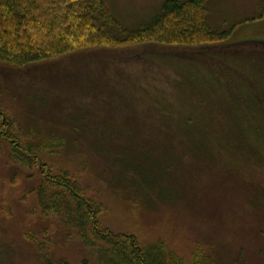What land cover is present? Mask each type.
<instances>
[{
	"label": "rangeland",
	"instance_id": "374dc122",
	"mask_svg": "<svg viewBox=\"0 0 264 264\" xmlns=\"http://www.w3.org/2000/svg\"><path fill=\"white\" fill-rule=\"evenodd\" d=\"M105 1L134 28L164 0ZM205 5L211 27L237 24L220 44L0 62V264L96 263L95 248L38 202L46 172L64 171L113 233L162 240L186 264L197 250L264 264V0ZM8 130L21 144H45L36 163L11 158ZM56 138L63 144L42 143Z\"/></svg>",
	"mask_w": 264,
	"mask_h": 264
},
{
	"label": "trees",
	"instance_id": "16d2710c",
	"mask_svg": "<svg viewBox=\"0 0 264 264\" xmlns=\"http://www.w3.org/2000/svg\"><path fill=\"white\" fill-rule=\"evenodd\" d=\"M205 4L206 0H164L147 23L126 28L105 0H0V62L24 67L86 49L220 44L229 39L237 24L227 30L211 27ZM207 57L214 60L211 55ZM3 134L12 141L13 160L32 165L33 156L36 163L34 153L45 144H21L11 130ZM56 141V144L48 143L49 140L42 143L54 148L62 145L64 139ZM37 197L44 212L63 216L84 244L95 248V264H186L162 240L140 243L134 235L113 233L100 226L96 218L99 206L84 196L80 184L66 171L46 172L37 188ZM198 251L193 255V264H223ZM43 260L44 264H68L62 259Z\"/></svg>",
	"mask_w": 264,
	"mask_h": 264
}]
</instances>
